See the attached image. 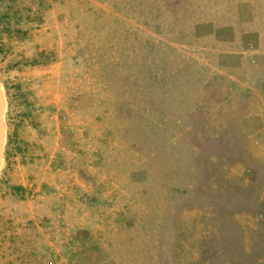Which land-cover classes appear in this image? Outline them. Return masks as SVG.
I'll use <instances>...</instances> for the list:
<instances>
[{"label": "rangeland", "instance_id": "rangeland-1", "mask_svg": "<svg viewBox=\"0 0 264 264\" xmlns=\"http://www.w3.org/2000/svg\"><path fill=\"white\" fill-rule=\"evenodd\" d=\"M0 264H264V0H0Z\"/></svg>", "mask_w": 264, "mask_h": 264}, {"label": "water", "instance_id": "water-1", "mask_svg": "<svg viewBox=\"0 0 264 264\" xmlns=\"http://www.w3.org/2000/svg\"><path fill=\"white\" fill-rule=\"evenodd\" d=\"M2 112H3V100L0 95V160H1V151H2Z\"/></svg>", "mask_w": 264, "mask_h": 264}]
</instances>
